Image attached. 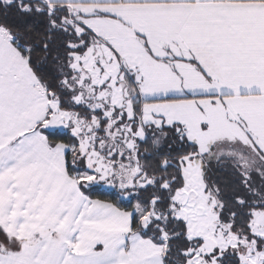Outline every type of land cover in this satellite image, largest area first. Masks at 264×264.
Returning <instances> with one entry per match:
<instances>
[{
  "label": "snow or ice",
  "instance_id": "6c2138e0",
  "mask_svg": "<svg viewBox=\"0 0 264 264\" xmlns=\"http://www.w3.org/2000/svg\"><path fill=\"white\" fill-rule=\"evenodd\" d=\"M0 264H264V0H0Z\"/></svg>",
  "mask_w": 264,
  "mask_h": 264
}]
</instances>
